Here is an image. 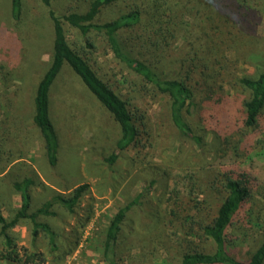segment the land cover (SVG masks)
Returning <instances> with one entry per match:
<instances>
[{"label":"trees","instance_id":"trees-1","mask_svg":"<svg viewBox=\"0 0 264 264\" xmlns=\"http://www.w3.org/2000/svg\"><path fill=\"white\" fill-rule=\"evenodd\" d=\"M67 1L75 5L58 12L52 0H39L48 22L50 53L32 96V127L48 165L57 163L60 147L49 90L64 65L119 127L115 149L105 161L112 164L124 149H132L136 161L147 158L151 127L146 113L98 73L84 49L67 36L74 27L92 47V33H99L115 60L140 79L134 84L164 95L177 136L209 156L201 168L207 183L191 181L185 194L176 189L170 197L169 225L178 221L181 231L178 264H264V178L257 171L258 162L264 164V60L253 75H234L230 68L231 62L257 52L264 38L256 33L260 25L264 29V0ZM112 5L121 7L119 13L101 20V10ZM8 14L19 25L22 0H8ZM6 139L0 133L4 164L12 150ZM23 179L13 183L21 194L20 206L11 217L0 214V257L14 264H43V251L19 244L12 227L28 218L31 234L43 232L53 247L54 230L38 216L54 215V203L73 213L87 184L56 192L28 212L26 188L33 179ZM135 201L117 207L108 219L101 240L106 264H121L117 246Z\"/></svg>","mask_w":264,"mask_h":264},{"label":"rangeland","instance_id":"rangeland-1","mask_svg":"<svg viewBox=\"0 0 264 264\" xmlns=\"http://www.w3.org/2000/svg\"><path fill=\"white\" fill-rule=\"evenodd\" d=\"M52 3L58 12L75 5L67 0ZM120 9L119 5L107 6L99 18H114ZM8 18V0H0V133L12 149L6 164L5 156L0 159V214L11 217L21 204L20 191L13 185L16 180L33 179L26 188L30 195L28 212L56 192L67 193L78 184H87L73 213L54 203V215L38 216L37 220L54 230L53 247L43 232L31 234L28 218L20 219L11 229L17 242L43 251L47 257L43 264H106L101 240L108 219L117 207L136 199L122 225L119 261L178 264L176 244L181 231L178 221L169 225L170 197L176 189L185 194L191 181L207 183L201 168L208 154L177 136L166 113L164 95L140 87V82L134 84L140 79L115 60L101 34L92 33L93 46L88 47L78 30L69 27V40L84 49L97 72L129 98L133 107L146 113L151 143L145 152L147 158L141 161L132 159V149H124L117 150L116 160L108 164L105 157L115 149L119 127L64 65L49 90L50 117L60 147L57 163L48 165L32 127V96L50 53L46 14L39 0H22L21 23L13 25ZM256 33L262 38L261 25ZM260 40L257 52L230 63L234 75L254 74L256 65L264 60V38ZM258 163L257 171L264 178V164ZM202 196L200 193L198 198ZM2 248L0 241V251ZM0 264L14 263L0 257Z\"/></svg>","mask_w":264,"mask_h":264}]
</instances>
